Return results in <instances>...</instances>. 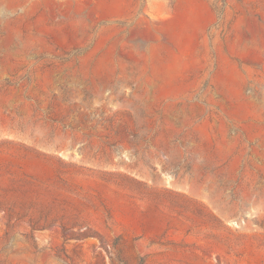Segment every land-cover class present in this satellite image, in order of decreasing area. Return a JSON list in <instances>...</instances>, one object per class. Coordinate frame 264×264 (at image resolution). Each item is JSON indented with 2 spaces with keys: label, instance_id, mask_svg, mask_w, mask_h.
I'll use <instances>...</instances> for the list:
<instances>
[{
  "label": "rangeland",
  "instance_id": "rangeland-1",
  "mask_svg": "<svg viewBox=\"0 0 264 264\" xmlns=\"http://www.w3.org/2000/svg\"><path fill=\"white\" fill-rule=\"evenodd\" d=\"M0 264H264V0H0Z\"/></svg>",
  "mask_w": 264,
  "mask_h": 264
}]
</instances>
